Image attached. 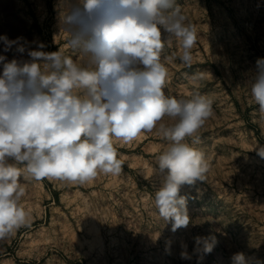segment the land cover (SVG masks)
<instances>
[{
	"label": "rangeland",
	"instance_id": "374dc122",
	"mask_svg": "<svg viewBox=\"0 0 264 264\" xmlns=\"http://www.w3.org/2000/svg\"><path fill=\"white\" fill-rule=\"evenodd\" d=\"M176 2L196 26L197 42L191 67L178 58L175 39L165 45V94L191 99L198 92L213 101L214 113L197 132L198 144L191 137L185 141L209 166L204 181L181 187L188 227L173 233L155 206L162 178L156 161L170 142L154 129L131 143L115 142L124 161L119 176L99 174L83 186L21 177V204L31 226L0 241V264H232L235 253H243L248 264H264V159L254 150L264 146V114L249 84L257 59L264 58V0ZM59 3L0 0V37L22 38L31 50L64 49L77 59L64 48ZM0 55L28 59L16 45L5 52L3 41ZM161 123L172 121L164 117ZM211 236L216 243L210 253L194 251L195 237ZM182 243L191 259L181 258Z\"/></svg>",
	"mask_w": 264,
	"mask_h": 264
},
{
	"label": "clouds",
	"instance_id": "9594fccd",
	"mask_svg": "<svg viewBox=\"0 0 264 264\" xmlns=\"http://www.w3.org/2000/svg\"><path fill=\"white\" fill-rule=\"evenodd\" d=\"M57 25L65 34L64 48L77 59L64 49L31 50L22 38L0 37L5 52L16 45L28 57L9 61L0 55V241L31 226L21 204V177L83 186L99 174L119 176L124 161L115 142L128 144L154 129L170 142L156 161L162 178L155 206L173 233L187 228L181 187L204 181L209 166L185 141L199 143L196 134L213 116V101L198 92L191 99L166 95L169 70L162 53L175 39L178 58L191 67L196 26L176 0H60ZM249 84L264 114V58L257 59ZM164 117L172 123H161ZM254 150L264 159V146ZM194 240V251L204 254L216 243L214 236ZM181 247V258L191 259L187 245ZM231 261L248 264L243 253Z\"/></svg>",
	"mask_w": 264,
	"mask_h": 264
}]
</instances>
